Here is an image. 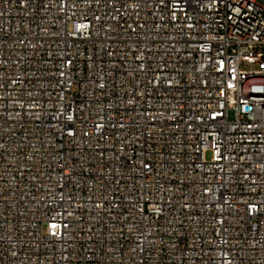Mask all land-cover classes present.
Instances as JSON below:
<instances>
[{
    "label": "built area",
    "instance_id": "obj_1",
    "mask_svg": "<svg viewBox=\"0 0 264 264\" xmlns=\"http://www.w3.org/2000/svg\"><path fill=\"white\" fill-rule=\"evenodd\" d=\"M0 264H264V0H0Z\"/></svg>",
    "mask_w": 264,
    "mask_h": 264
},
{
    "label": "rangeland",
    "instance_id": "obj_2",
    "mask_svg": "<svg viewBox=\"0 0 264 264\" xmlns=\"http://www.w3.org/2000/svg\"><path fill=\"white\" fill-rule=\"evenodd\" d=\"M254 91H258V89L255 88ZM206 157H207V159H209L210 158V153H208Z\"/></svg>",
    "mask_w": 264,
    "mask_h": 264
}]
</instances>
